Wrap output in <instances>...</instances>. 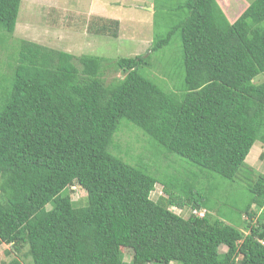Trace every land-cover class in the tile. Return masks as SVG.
<instances>
[{"label":"trees","instance_id":"trees-1","mask_svg":"<svg viewBox=\"0 0 264 264\" xmlns=\"http://www.w3.org/2000/svg\"><path fill=\"white\" fill-rule=\"evenodd\" d=\"M20 3L0 0L2 37L14 33ZM168 14L149 50L130 57L18 41L0 97V246L26 245L30 264H264V175L250 181L245 163L264 145V82H253L264 73V0L233 22L217 0H178ZM102 23L89 33L112 26L116 38L119 22ZM172 41L175 90H165L147 71ZM108 68L120 76L106 83ZM124 125L184 172L158 177L113 153ZM74 184L85 205L66 192ZM240 191L243 204L228 200ZM223 195L226 212L213 201ZM242 214L247 234L224 223Z\"/></svg>","mask_w":264,"mask_h":264},{"label":"rangeland","instance_id":"rangeland-1","mask_svg":"<svg viewBox=\"0 0 264 264\" xmlns=\"http://www.w3.org/2000/svg\"><path fill=\"white\" fill-rule=\"evenodd\" d=\"M177 1L21 0L14 33L2 37L3 34L0 32V84L4 85L2 88L0 87V97L4 87L6 88L9 84L7 73L9 72V62H11L10 55L14 53L19 40L35 42L76 55L90 54L115 59L145 54L149 50L152 38L163 32L164 28L161 24L167 22L168 10L170 7L175 6ZM252 1L217 0V3L227 19L233 22ZM154 4L157 7L155 13L152 9ZM108 20L119 22L116 38L109 36L111 31L114 30L112 26L109 31L105 29L106 31H99V34L95 35L89 33L91 24L102 25L104 24L102 22H108ZM165 49V51L160 52H163L162 58L159 56L152 58V66L147 72L148 76L153 78L165 90H175V76L165 68V61L167 58L168 62L173 61L179 53L175 42L172 43L170 48ZM119 76L116 69L108 68L104 71L103 80L108 83ZM253 82L255 84L264 82V73L256 77ZM112 152L127 159L130 163L137 161L147 163L151 171L156 173L158 177H161V173L181 175L186 167L184 163L175 157L153 154V149L149 147L141 132L125 125L120 128L114 139ZM261 156H264V145L256 141L245 158L247 167L253 172L250 180L252 182L258 174L264 175V163ZM241 183L244 184L245 182ZM66 192L74 204L77 206L85 205L86 193L79 186L74 184ZM241 192L243 191L232 193L231 199L228 200H232L231 202H236L239 205L243 204L244 199ZM161 195V185L156 184L154 191L151 193V199L156 200ZM218 197L220 199H213L215 207L223 206V212H226L229 209L226 196ZM49 207L48 205L47 208ZM171 210L179 213L177 208H171ZM211 217L213 219L217 217L216 208ZM231 217V220H224V223L234 225L244 234H247L248 230L245 228V223L248 222L247 215L242 214L239 218L233 215ZM220 251H225V247H221ZM122 253L125 261L129 262L133 259L132 250L122 249ZM14 257L23 264L31 263L26 245L15 248L4 244L0 246V262H6Z\"/></svg>","mask_w":264,"mask_h":264},{"label":"built area","instance_id":"built-area-1","mask_svg":"<svg viewBox=\"0 0 264 264\" xmlns=\"http://www.w3.org/2000/svg\"><path fill=\"white\" fill-rule=\"evenodd\" d=\"M199 216H203V212H199V213H197Z\"/></svg>","mask_w":264,"mask_h":264},{"label":"crops","instance_id":"crops-1","mask_svg":"<svg viewBox=\"0 0 264 264\" xmlns=\"http://www.w3.org/2000/svg\"><path fill=\"white\" fill-rule=\"evenodd\" d=\"M148 9H150V8H148Z\"/></svg>","mask_w":264,"mask_h":264}]
</instances>
